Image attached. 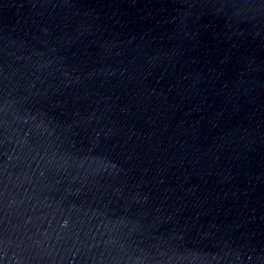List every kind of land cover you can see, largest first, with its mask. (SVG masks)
Instances as JSON below:
<instances>
[{"label": "water", "instance_id": "water-1", "mask_svg": "<svg viewBox=\"0 0 264 264\" xmlns=\"http://www.w3.org/2000/svg\"><path fill=\"white\" fill-rule=\"evenodd\" d=\"M0 264H264V0H0Z\"/></svg>", "mask_w": 264, "mask_h": 264}]
</instances>
